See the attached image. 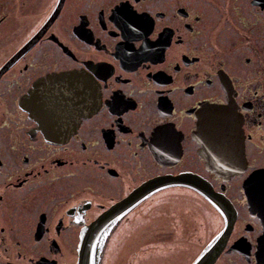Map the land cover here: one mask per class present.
<instances>
[{"label":"flooded vegetation","instance_id":"af4514ba","mask_svg":"<svg viewBox=\"0 0 264 264\" xmlns=\"http://www.w3.org/2000/svg\"><path fill=\"white\" fill-rule=\"evenodd\" d=\"M70 90L88 100L55 122L29 103ZM253 173L264 0H0V264H104L131 212L172 189L210 213L159 241L175 264L192 235L186 264L221 237L211 264H264Z\"/></svg>","mask_w":264,"mask_h":264},{"label":"rangeland","instance_id":"374dc122","mask_svg":"<svg viewBox=\"0 0 264 264\" xmlns=\"http://www.w3.org/2000/svg\"><path fill=\"white\" fill-rule=\"evenodd\" d=\"M142 208H145L142 212L139 211L140 209H136L135 213L131 212L123 222L124 226L112 233L106 246L107 261L104 264H175V258L172 256L174 252L164 250L162 247L164 244H161V242L165 238L169 239V237L174 236V231L181 221L184 223L183 234L186 235V228L189 224H185L187 222L185 217L192 219L193 216L198 215V228L202 221L206 229L209 226L210 213L208 205L202 202L197 203L195 198L179 192L178 189L168 190L164 195L153 199L152 202ZM177 210L179 215L175 213ZM194 212L195 214H191ZM181 215H184L183 219H180ZM192 220L197 222V218ZM192 239L193 235L186 237L183 240L184 246L179 248L182 250V264L190 261L198 251V246ZM92 248H94L93 245L89 253L93 252ZM157 251L162 252V254H157ZM91 257L93 255L87 259L86 264L96 262V259Z\"/></svg>","mask_w":264,"mask_h":264},{"label":"snow or ice","instance_id":"6c2138e0","mask_svg":"<svg viewBox=\"0 0 264 264\" xmlns=\"http://www.w3.org/2000/svg\"><path fill=\"white\" fill-rule=\"evenodd\" d=\"M119 11V9H117ZM134 24L135 21L133 20ZM125 24L127 22L125 21ZM129 28L131 25H127ZM85 75L90 91L98 89L96 81L87 74ZM89 93L81 92L79 90H70L67 95L49 96L41 92H36L30 98L29 103L39 110L49 113L52 120L55 122L61 116L70 115L81 103L87 102ZM161 135H165L163 130H157ZM247 185L251 191L260 189L264 192V173H253L247 179Z\"/></svg>","mask_w":264,"mask_h":264},{"label":"water","instance_id":"95a60500","mask_svg":"<svg viewBox=\"0 0 264 264\" xmlns=\"http://www.w3.org/2000/svg\"><path fill=\"white\" fill-rule=\"evenodd\" d=\"M203 122L205 123V125L209 124L206 120H203ZM163 182H166V180ZM163 182L156 180L152 181V184L160 185L163 184ZM222 244H224V238L221 237L215 247L209 245L204 248L192 264H211L218 255L220 249L222 248Z\"/></svg>","mask_w":264,"mask_h":264}]
</instances>
